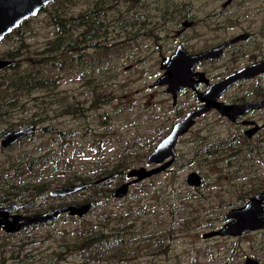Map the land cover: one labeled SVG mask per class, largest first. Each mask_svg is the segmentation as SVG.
I'll use <instances>...</instances> for the list:
<instances>
[{
	"label": "rangeland",
	"instance_id": "rangeland-1",
	"mask_svg": "<svg viewBox=\"0 0 264 264\" xmlns=\"http://www.w3.org/2000/svg\"><path fill=\"white\" fill-rule=\"evenodd\" d=\"M105 1L60 0L23 24L14 43L0 44V56H17L0 73V203L23 215L91 203L82 216L0 229V264H264V228L206 235L264 190V127L246 139L241 127L203 112L175 144L174 164L113 194L135 179L133 168L156 166L147 155L196 104L184 91L175 107L166 86L151 85L162 72L159 53L248 34L199 64L211 81L263 59L264 0ZM54 13L75 26L62 33ZM184 21L193 24L182 30ZM222 99L264 101V74L233 83ZM251 120L264 124V105ZM29 124L30 136L1 145L6 131ZM188 172L203 182H185ZM77 183L86 185L52 193ZM94 239L107 241L96 247Z\"/></svg>",
	"mask_w": 264,
	"mask_h": 264
},
{
	"label": "water",
	"instance_id": "water-1",
	"mask_svg": "<svg viewBox=\"0 0 264 264\" xmlns=\"http://www.w3.org/2000/svg\"><path fill=\"white\" fill-rule=\"evenodd\" d=\"M50 1V0H48ZM45 0H0V39L17 27L21 21L25 20L30 15L36 12L46 4ZM248 34H239L221 44L212 48L203 50L202 52L189 54L177 48V50L169 56V60L163 63L160 68L163 71L161 75L151 85H167L165 91L172 92L175 96L176 92L181 87H192L191 77L196 75L200 78L209 81L203 72H193L196 64L202 60L218 57L222 50L226 47L244 39ZM11 61L0 60V70L8 66ZM264 73V58L251 62L245 66H241L225 76L215 80L209 81L208 90L203 94L197 92V97L205 103L199 105L196 109L188 112L178 122L175 123L171 131L148 154L147 160L150 164H156L151 168L139 167L133 168L128 172V178L135 177L130 182H126L113 191L115 196H122L125 194L127 186L132 182H137L142 178L149 177L156 172L167 167L175 155L174 146L177 138L187 131V128L192 124L194 119L201 115V113L208 109H216L223 116L228 118H236L245 115L249 110L257 109L264 105L263 100H254L238 104H228L221 101L219 98L231 85L240 80H248L259 74ZM193 81V80H192ZM200 81V80H199ZM195 92V91H194ZM34 126L20 127L13 130H8L2 135V146H11L15 144L20 138L30 134ZM187 181L198 185L202 178L196 172H189L186 177ZM86 183H77L73 185L64 186L58 190L52 191L53 194L72 193L84 187ZM91 207L90 202L64 205L56 207L51 212H42L31 215H23L16 213L15 206L7 204V206L0 203V229L10 234L21 231L25 226H32L37 223H44L53 218H56L60 213H68L69 215L78 214L82 216ZM224 218L227 220L221 228H216L207 233V236L213 235H241L254 231L256 229L264 228V190L259 191L248 197L245 203L240 207L230 209ZM205 236V234H204ZM244 264H258L256 260L247 258Z\"/></svg>",
	"mask_w": 264,
	"mask_h": 264
},
{
	"label": "flooded vegetation",
	"instance_id": "flooded-vegetation-1",
	"mask_svg": "<svg viewBox=\"0 0 264 264\" xmlns=\"http://www.w3.org/2000/svg\"><path fill=\"white\" fill-rule=\"evenodd\" d=\"M45 1H48V0H45ZM60 0H50V1H48L46 4H44V5H42V7L36 12V14H34V15H30L29 17H27L25 20H23V21H21V23L17 26V27H15V28H13L11 31H9L8 33H6L4 36H3V38H1L0 39V44L3 42V41H5V40H9V42L11 43H14L15 42V40H13V38L15 37V35L17 34V33H19L20 32V30L23 28V24H29L30 22H31V20L30 19H32V18H34V17H36L40 12H46L47 11V8H48V6H50V5H52L53 4V6L56 4V3H58ZM97 1H102V0H97ZM105 1V0H104ZM109 2H112V0H108ZM55 3V4H54ZM105 3H106V1H105ZM224 5H226V4H224ZM93 13H95V11L93 12ZM93 13H91V15L90 16H93L92 14ZM58 16L59 15H57V13H54V14H52V17L54 18L53 19V22L54 23H56V24H58V26H60V29L62 30V33H65V32H67V30L68 29H70L71 27H73V26H75V25H68V24H66V23H62L64 20H61V19H59L58 18ZM89 16V17H90ZM79 19H81V17L79 16L78 17ZM85 18H87V17H85ZM61 23H62V25H61ZM128 24V23H127ZM192 24H193V22L192 21H190V22H188V21H184V22H182V24H181V26H183V28H182V30L184 29V28H188V27H190V26H192ZM249 36V35H248ZM241 41H244V39H241L240 41H238V42H236V43H234V44H237V43H239V42H241ZM234 44H232V45H234ZM232 45H230V46H232ZM230 46H228V47H226L225 49H228ZM181 47V45L180 44H178L177 46H176V49L172 52V54L177 50V48H180ZM22 48H24V46H23V44L22 45H20V47L18 48V49H22ZM205 49H207V48H205ZM205 49H200V50H197V51H191V52H189V54H193V53H198V52H202L203 50H205ZM225 49H223L222 50V52H221V54L218 56V57H221L222 55H223V51L225 50ZM8 51V50H7ZM6 51V52H7ZM15 53L16 52H13L12 50H9L7 53H5L4 55H2V56H0V60H5V61H11V63L8 65V66H6V67H4L3 69H1L0 70V73L1 72H3V71H6V70H8V69H10V68H12L13 66H14V62L16 61V57L17 56H15ZM159 54H161L160 56V66L163 64V63H165L166 61H168L169 60V56L171 55V54H165V53H163L162 51L159 53ZM224 56V55H223ZM218 57H215V58H210V59H206V60H202V61H200V62H198L197 64H196V66L194 67V69H193V72H202V71H200L199 69H198V67L200 66L199 64H203V63H206V62H214V61H212V60H214V59H216V58H218ZM44 58V57H43ZM45 59H43L42 61H44ZM257 60V59H256ZM256 60H254V61H256ZM253 62V61H252ZM161 69V68H160ZM235 70V69H234ZM163 73V71L161 72V74ZM204 73V72H203ZM160 74V75H161ZM262 74H264V73H262ZM262 74H260V75H262ZM24 77H26L27 79H29L31 76L29 75V74H27V73H24ZM159 77V76H158ZM157 77V78H158ZM207 77V76H206ZM255 77H257V76H255ZM208 78V77H207ZM209 79V78H208ZM193 80V81H192ZM200 80V81H199ZM209 81L211 82V80L209 79ZM209 81H206L205 79H203V78H200L199 76H195V77H191V82H190V84H192V87L193 88H195V90L194 89H192V88H190V87H187V86H185V87H181V88H179L178 89V91L176 92V94H175V96H172V92H170V94H171V99H172V103H173V106H177L178 105V103H179V101H180V99H179V96L181 95V94H183L184 93V91H185V93H188V94H190L189 92H191V97H194V103H196V104H193V107H191V108H189L188 110H187V112L185 113V115L188 113V112H191L192 110H194V109H196V107L197 106H199V105H203L205 102L203 101V100H201L199 97H197V92H199L200 94H203L205 91H207L208 90V84H209ZM166 87H167V85H165ZM165 89L166 88H164V91H165ZM189 91V92H188ZM195 91V92H194ZM166 92V91H165ZM228 92V89L224 92V93H222V95H221V99L223 98V96L226 94ZM166 93H169V92H166ZM219 98V99H220ZM220 99V100H221ZM2 100V99H1ZM223 100V99H222ZM221 100V101H222ZM250 101H254V100H250ZM225 102V101H224ZM244 102H249V101H243V102H237V101H231V102H226V103H228V104H238V103H244ZM260 107H258L257 109H254V110H249L248 112H246L245 113V115H242V116H239V117H236V118H228L227 116H224L223 115V117L226 119V121L228 122V123H234V124H236V127H241V128H239L240 130L241 129H243V134L245 135V138L246 139H248V138H250V137H252V136H254L255 135V133H256V131H258V130H262L263 128H261V127H264V124H262V125H258L255 121H253V120H251V119H254V117H255V112H256V110H258ZM212 110L214 111V112H216V113H218L219 115H221V113H219V111L218 110H216V109H213V108H211V109H208L206 112H204V113H207V112H209V111H211L212 112ZM204 113H201V115H199V116H197L195 119H194V121L192 122V124L187 128V131L186 132H184L183 134H181L178 138H177V140H176V144H177V142L179 141V140H181L183 137H184V135L185 134H187L188 132H189V130H190V128H191V126L192 125H194V123H195V121H196V119L198 118V117H201ZM222 116V115H221ZM250 117H251V119H250ZM179 121V119L178 120H175L173 123H172V125L168 128V130L166 131V129H164V132L163 133H165V134H162L161 135V137H160V139H159V141L157 142V143H159L164 137H166L167 136V134L171 131V129L173 128V126L175 125V123L176 122H178ZM29 125H32V124H29ZM29 125H25L26 127H28ZM32 126H34V125H32ZM21 127H24V126H21ZM18 128H20V127H18ZM16 129V128H15ZM33 130H35V128L33 129ZM260 130V131H261ZM32 132H34V131H32ZM31 132V133H32ZM30 133V134H31ZM30 134H28L29 136H30ZM27 135V136H28ZM239 138V137H238ZM232 141L233 140H237V138H230ZM1 141H2V139H1ZM156 143V144H157ZM2 145V144H1ZM3 147H9V145L8 146H3ZM154 149V148H153ZM152 149V150H153ZM151 150V151H152ZM150 151V152H151ZM174 151H175V146H174ZM149 152V153H150ZM251 152H253V150H251L250 149V153ZM148 156V155H147ZM177 157H178V155H177V153H176V151H175V155H174V158L172 159V161L169 163V164H174V162H175V160L177 159ZM168 164V165H169ZM167 165V166H168ZM189 173V172H188ZM187 173V174H188ZM187 174L185 175V182H187V183H189V184H191V185H196L195 183H193V182H190V181H187L186 180V177H187ZM107 180H109V179H107ZM203 182V180L198 184V185H200L201 183ZM197 186V185H196ZM248 199V198H247ZM2 204V203H1ZM5 206H7V205H5ZM229 234H227V235H224V236H228ZM237 236H239V235H237ZM249 258V257H248ZM247 259V258H246ZM244 263H245V261H244Z\"/></svg>",
	"mask_w": 264,
	"mask_h": 264
},
{
	"label": "trees",
	"instance_id": "trees-1",
	"mask_svg": "<svg viewBox=\"0 0 264 264\" xmlns=\"http://www.w3.org/2000/svg\"><path fill=\"white\" fill-rule=\"evenodd\" d=\"M89 16H90V14H85V15H84V17H89ZM90 17H91V16H90ZM81 18H83V17H81ZM62 23H65V22L63 21ZM62 23H61V25H62ZM106 241H107L106 239H94V240H92L91 242H92V243H96V247H99L100 245L104 244ZM86 247H88V243L85 244L84 249H85Z\"/></svg>",
	"mask_w": 264,
	"mask_h": 264
}]
</instances>
